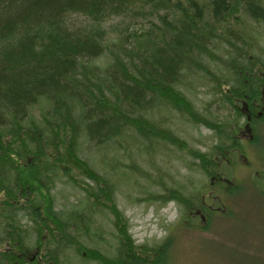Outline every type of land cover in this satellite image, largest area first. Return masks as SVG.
I'll return each instance as SVG.
<instances>
[{
	"label": "trees",
	"instance_id": "trees-1",
	"mask_svg": "<svg viewBox=\"0 0 264 264\" xmlns=\"http://www.w3.org/2000/svg\"><path fill=\"white\" fill-rule=\"evenodd\" d=\"M258 21L264 0H0V264H181L177 229L158 243L135 242L116 200L126 174L130 189L143 183L144 199L176 201L185 227L197 231L243 206L249 189L264 204L263 172L250 169L240 182L226 173L248 158L245 144L254 153L264 143V63L245 32ZM206 56L227 73L206 66ZM202 72L213 98L201 109L186 92ZM214 103L228 118L208 113ZM151 110L165 118L176 110L216 139L208 151L193 148ZM167 143L180 153L164 152L165 169L154 155ZM84 150L98 152L111 172ZM184 151L199 160L192 185L171 173L170 160L182 164ZM243 180L251 184L244 192ZM66 183L81 195L60 209L56 193ZM153 184L160 190L151 192ZM105 210L114 233L99 220Z\"/></svg>",
	"mask_w": 264,
	"mask_h": 264
},
{
	"label": "rangeland",
	"instance_id": "rangeland-1",
	"mask_svg": "<svg viewBox=\"0 0 264 264\" xmlns=\"http://www.w3.org/2000/svg\"><path fill=\"white\" fill-rule=\"evenodd\" d=\"M250 22L254 23L252 20H250ZM261 22L262 21L255 22V28L251 25L250 27H246L245 32L249 35L252 33L255 37V39H253L255 42L252 40L254 47L249 52L255 55V57H259L260 62L264 63V23ZM216 50L223 58L228 57L226 52H221L218 49ZM247 54L248 52H246L245 57ZM202 59L206 66L211 67V69L216 72L221 73L224 71L227 73V69L224 68L221 61H218V59L215 61L207 56L205 59L204 57ZM245 64L247 63H242V65ZM200 76H202V78H199L196 81V86L192 90H187L186 92L192 99L194 98V101H197L198 99L200 100L198 104L196 103L199 108L205 106L211 97L213 98V95L210 93V87L213 83H207V80L204 77V72H202V75ZM223 106L222 103H214L208 109L211 111H207L208 113L217 114L220 118L225 119L228 118V112ZM173 112L176 117L173 115L170 118H165L160 115L159 112L153 114V110L149 113L153 114L150 118L159 122L163 127L175 128V124H177V127L180 129H175V133L186 138L191 147H195L201 151H208L209 144L216 139H213L212 130L204 125L194 126L186 119V117L181 116L178 111L173 110ZM177 115L182 117L180 124L176 123L178 120ZM159 147L157 149L158 153L154 155L155 163L157 165L162 164L166 169L167 164L164 162L166 160L163 161L164 152L169 151L171 147L172 149L169 153L176 156L180 151L168 143L166 147L162 149H160L162 146ZM245 148V155L248 156L249 159L244 155H240L238 157L239 163L226 172L227 174H231L235 180H238V182H240L245 176H248V178L250 177V169H253L258 174H261V172L264 173V143L257 145L254 153L246 144ZM143 152L142 149L141 153ZM84 153L90 158L91 163L96 169L104 173L107 170L111 172L110 167L105 165L98 152L84 150ZM182 154L185 158L182 164L177 162L176 159L170 160V162L173 163L171 164V173L173 174V177L176 178V181L179 182L178 185H180V183H184V185H192L190 180L201 175V173L198 172L199 169H197L196 165V162L199 160L193 158V156L187 151H184ZM142 156L145 158L146 154H143ZM138 160L143 167L149 168L156 173L155 165L151 164V166H148L142 158H139ZM249 162L251 164L254 163L255 167L252 168L247 166L246 164ZM187 164L192 166L194 171H189L190 169ZM102 175L105 176L106 174ZM118 175L124 180L125 176H123V174ZM136 175L140 177L139 174ZM126 176L128 180L131 179L130 184L127 183L128 180L125 179L124 181H127L125 184L118 185L119 189L116 190V200L120 208L125 211L126 217L129 219V231L137 244L158 243L163 241L169 233L175 232V229H177V234L175 236L177 252L174 253L178 256L176 259L182 262L181 264H264V208H260L263 203H254L252 201V189H249L251 184H248L247 181H242L244 182L242 192L249 189V194L246 197L247 200H244L243 206H236L235 211L232 214L223 217L222 222L219 223L217 221L211 228L208 227L207 230L197 231L196 228L185 227L186 222L182 221L181 208L176 201L162 203L160 201L146 200L144 199L145 195L140 192L142 189L140 184L143 183L139 182L135 190L130 189L131 183L134 181L132 178L133 174H126ZM118 178L120 180V177ZM80 179L81 178L79 177V180ZM83 180H86L84 181L85 183H94L92 180L85 177ZM172 181L171 178L167 177V182L169 184H171ZM66 184L67 185L61 184L56 193V205L60 209L68 207L71 202L78 201L79 195H81L73 185L70 183ZM160 188V186L154 184L150 187L151 192H153L152 190H160ZM143 190L144 189H142V192ZM130 192L132 194H129ZM131 195L132 198H129ZM235 215L237 216L234 219ZM112 218L113 215L107 210H105L103 215H99V220L103 222L108 230L113 228L111 223ZM205 220L202 219L201 223L205 224L207 222ZM114 232H116V230L113 228V233ZM107 237L110 238L108 235ZM87 243L90 246L95 245L99 248H110L108 243L104 241H100V243L96 244H93L90 241H87ZM82 259L83 258L79 257L73 264H95L93 262L82 261Z\"/></svg>",
	"mask_w": 264,
	"mask_h": 264
}]
</instances>
